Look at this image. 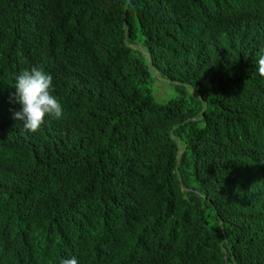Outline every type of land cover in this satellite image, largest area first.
<instances>
[{"label":"trees","instance_id":"obj_1","mask_svg":"<svg viewBox=\"0 0 264 264\" xmlns=\"http://www.w3.org/2000/svg\"><path fill=\"white\" fill-rule=\"evenodd\" d=\"M262 49L264 0H0V264H264Z\"/></svg>","mask_w":264,"mask_h":264},{"label":"clouds","instance_id":"obj_2","mask_svg":"<svg viewBox=\"0 0 264 264\" xmlns=\"http://www.w3.org/2000/svg\"><path fill=\"white\" fill-rule=\"evenodd\" d=\"M256 71L264 77V49L257 57ZM14 88L10 103L19 104L21 109L13 113V118L21 121L26 131L38 132L47 117L56 120L64 117L62 103L54 95L53 76L42 68L33 66L19 72ZM61 264H79V261L73 256L62 259Z\"/></svg>","mask_w":264,"mask_h":264},{"label":"rangeland","instance_id":"obj_3","mask_svg":"<svg viewBox=\"0 0 264 264\" xmlns=\"http://www.w3.org/2000/svg\"><path fill=\"white\" fill-rule=\"evenodd\" d=\"M133 50L142 53L143 56L146 59H148L147 53L143 48L133 46ZM151 74L157 80L156 83L153 85V89H154L153 94H154V97H155L157 102L164 103L170 99L175 98L178 95V91H177L176 87L174 88L172 86H169V85L166 86L163 84L166 82L161 78L160 74L156 73L154 70H151ZM189 90H190L191 94H194L193 90L190 87H189ZM177 143H178V146L180 148V154H181V152L183 151L182 144L179 142H177Z\"/></svg>","mask_w":264,"mask_h":264}]
</instances>
